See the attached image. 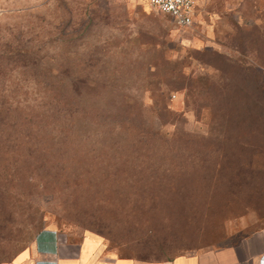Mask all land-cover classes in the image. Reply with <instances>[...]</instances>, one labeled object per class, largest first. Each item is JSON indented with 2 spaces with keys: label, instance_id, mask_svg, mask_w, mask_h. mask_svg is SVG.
<instances>
[{
  "label": "rangeland",
  "instance_id": "374dc122",
  "mask_svg": "<svg viewBox=\"0 0 264 264\" xmlns=\"http://www.w3.org/2000/svg\"><path fill=\"white\" fill-rule=\"evenodd\" d=\"M262 226L264 0H198L186 28L0 0V264L46 229L162 261Z\"/></svg>",
  "mask_w": 264,
  "mask_h": 264
},
{
  "label": "crops",
  "instance_id": "0c3cea01",
  "mask_svg": "<svg viewBox=\"0 0 264 264\" xmlns=\"http://www.w3.org/2000/svg\"><path fill=\"white\" fill-rule=\"evenodd\" d=\"M7 264H264V226L233 245L163 261L116 255L90 237L72 240L67 234L46 229Z\"/></svg>",
  "mask_w": 264,
  "mask_h": 264
},
{
  "label": "built area",
  "instance_id": "2783aa9c",
  "mask_svg": "<svg viewBox=\"0 0 264 264\" xmlns=\"http://www.w3.org/2000/svg\"><path fill=\"white\" fill-rule=\"evenodd\" d=\"M160 14L169 16L181 28L191 26L198 0H144Z\"/></svg>",
  "mask_w": 264,
  "mask_h": 264
},
{
  "label": "trees",
  "instance_id": "16d2710c",
  "mask_svg": "<svg viewBox=\"0 0 264 264\" xmlns=\"http://www.w3.org/2000/svg\"><path fill=\"white\" fill-rule=\"evenodd\" d=\"M65 105H66L67 107H69L67 104H65ZM69 112H70V111H69ZM45 116H46V115H45ZM21 251H23V250H21ZM21 251H19L18 253H20ZM18 253H17V254H18ZM17 254H16V255H17ZM14 256H15V255H14ZM14 256H13V257H14ZM13 257H12V258H13ZM12 258H11V259H12ZM141 260H142V259H141ZM166 260H168V259H166ZM10 261H11V260H10ZM10 261H9V262H10ZM162 261H163V260H162Z\"/></svg>",
  "mask_w": 264,
  "mask_h": 264
}]
</instances>
